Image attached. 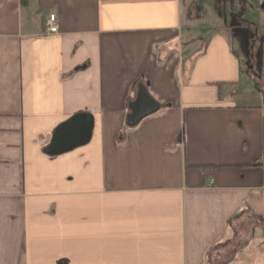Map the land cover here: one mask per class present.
Wrapping results in <instances>:
<instances>
[{"label":"crops","instance_id":"obj_1","mask_svg":"<svg viewBox=\"0 0 264 264\" xmlns=\"http://www.w3.org/2000/svg\"><path fill=\"white\" fill-rule=\"evenodd\" d=\"M215 3L0 0V264H264V0L260 31Z\"/></svg>","mask_w":264,"mask_h":264},{"label":"water","instance_id":"obj_2","mask_svg":"<svg viewBox=\"0 0 264 264\" xmlns=\"http://www.w3.org/2000/svg\"><path fill=\"white\" fill-rule=\"evenodd\" d=\"M159 105L149 96L146 88L138 84L135 98L128 104L129 114L125 126L137 127L145 118L159 111ZM94 120L91 115L80 113L56 128L49 145L43 150L48 157H58L74 149L87 145L92 137ZM60 260L57 264H65Z\"/></svg>","mask_w":264,"mask_h":264},{"label":"rangeland","instance_id":"obj_3","mask_svg":"<svg viewBox=\"0 0 264 264\" xmlns=\"http://www.w3.org/2000/svg\"><path fill=\"white\" fill-rule=\"evenodd\" d=\"M230 10L233 15L242 16L256 31H260L261 8L259 0H231ZM241 60L245 61L243 56Z\"/></svg>","mask_w":264,"mask_h":264},{"label":"built area","instance_id":"obj_4","mask_svg":"<svg viewBox=\"0 0 264 264\" xmlns=\"http://www.w3.org/2000/svg\"><path fill=\"white\" fill-rule=\"evenodd\" d=\"M45 31H46V34H49V35H55L58 33V22H57V17L55 14H50L46 21H45ZM231 95H234V92L232 91L231 92ZM222 103H225L227 102V98H223L221 100Z\"/></svg>","mask_w":264,"mask_h":264},{"label":"trees","instance_id":"obj_5","mask_svg":"<svg viewBox=\"0 0 264 264\" xmlns=\"http://www.w3.org/2000/svg\"><path fill=\"white\" fill-rule=\"evenodd\" d=\"M225 8H226L225 7V0H216L214 9L218 15L223 14L225 11Z\"/></svg>","mask_w":264,"mask_h":264}]
</instances>
